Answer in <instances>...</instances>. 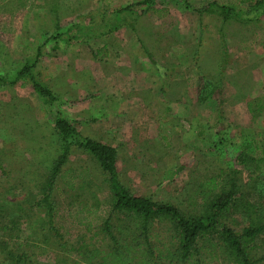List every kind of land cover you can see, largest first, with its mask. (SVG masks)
I'll use <instances>...</instances> for the list:
<instances>
[{"label": "rangeland", "instance_id": "374dc122", "mask_svg": "<svg viewBox=\"0 0 264 264\" xmlns=\"http://www.w3.org/2000/svg\"><path fill=\"white\" fill-rule=\"evenodd\" d=\"M131 1L10 0L0 4V220L5 217L14 225L5 229L0 222V264H9L5 251L14 243L30 256L26 264H74L76 256L88 254L87 249L108 250V241L92 236L98 227L97 216L102 214L100 207L108 202V188L104 173L89 155L73 151L65 165L68 171L54 191L61 207L55 226L64 234L67 246L49 229L45 213L31 210L25 203L59 153L53 123L57 115L75 122L83 135L116 147L119 178L135 195L197 209L202 202V182L220 169H235L243 187L228 212V222L239 229L255 213L243 211L258 206L260 198L255 195L264 192V180L254 183V189L246 187L249 167H243L237 157L245 143L250 144L249 153L257 156L261 149L255 144L264 138V105L254 116L247 107L252 102L255 109L256 99L264 103V3L253 12L245 0H147L141 6ZM211 1L233 7L235 16L223 24L217 12L199 11ZM128 4L136 7L123 14L124 21L131 23L135 13H143L138 22L139 36L143 44L152 47L159 65L170 60L173 65L181 64L187 74L163 85L169 96L183 94L196 100L194 113L199 108L197 101L202 100L201 114L192 112L190 117L180 110L175 116L158 118L154 114L143 116L134 108L129 116L133 114L136 120L125 117L120 134L112 123L97 124L90 119L88 99L93 98L97 106L103 99L89 95H106L103 84L93 80L96 71L126 81L123 74L127 70L109 68L108 55L103 51L89 62V56L102 49V42L108 41L113 47L119 45L120 37H98V30L84 26L110 21L112 10ZM33 29L38 34L33 35ZM68 32L82 41L86 33L93 37L55 54L39 45L42 40H51L46 43L50 47L53 37L63 35L65 39ZM119 32L123 31H118V36ZM123 34L128 38V31ZM26 43L30 52L23 50ZM223 45L227 51L224 70L220 66ZM35 58L33 71L58 97L50 106L30 83L23 82L26 79L16 78L24 62ZM189 58L194 60L189 61L191 68L184 69ZM76 69H81V75H75ZM114 86L126 88L128 84L116 82ZM149 93H139L144 100L141 105L146 104ZM71 179L75 185L72 189L65 185ZM96 200L105 204L96 209ZM262 239L258 238L254 246L257 256L264 255ZM81 244L86 249L81 255L75 254Z\"/></svg>", "mask_w": 264, "mask_h": 264}, {"label": "trees", "instance_id": "16d2710c", "mask_svg": "<svg viewBox=\"0 0 264 264\" xmlns=\"http://www.w3.org/2000/svg\"><path fill=\"white\" fill-rule=\"evenodd\" d=\"M245 2L256 12L264 0ZM131 6L118 9L111 22L102 21L99 25L95 24L96 28L101 31L107 27L117 28L123 20L120 12L129 10ZM233 10V7L218 4L216 1H211L199 9L217 12L223 24L235 16ZM222 52L220 66L224 70L227 63L224 45ZM35 64L36 58L25 61L17 70L16 78L26 79L23 82L30 83L44 103L50 106L58 101V97L38 77V73L33 71ZM255 103V109L252 102L247 103L253 116L264 105L260 99H256ZM53 123L59 153L52 159L44 177L35 184L36 192L25 200L28 208L43 211L49 229L57 235L63 246H67L62 238L64 234L55 226L61 207L54 191L59 180L68 171L65 165L73 151L89 155L98 164L108 188V202L101 204L104 206L98 200L94 202L96 209L101 206L102 214L97 216L98 227L92 232V236H100L102 241H108V250L97 247L87 249L88 254L85 257L76 256L74 264H264V255L257 256L253 252L258 238H263L261 242L264 244V192L259 191L255 195L260 198L256 208L244 209L243 213L255 212L250 215L245 226L237 229L228 222V212L235 206L236 194L243 187L238 181L237 170L220 169L216 175L205 179L199 191L202 202L197 209L179 208L133 194L119 178L115 146L83 135L75 122L63 116H55ZM245 144L237 160L243 167H249L246 187L254 189V183L264 180V138L258 139L255 144L261 149L257 156H252L249 153L250 144ZM65 185L70 189L75 187L72 179ZM0 222L5 225V229L14 227L5 217ZM86 224L89 225V222ZM15 244L5 251L8 263L26 264L31 260L30 256L20 248V244ZM85 249L86 246L81 244L75 248V254L81 255Z\"/></svg>", "mask_w": 264, "mask_h": 264}, {"label": "crops", "instance_id": "0c3cea01", "mask_svg": "<svg viewBox=\"0 0 264 264\" xmlns=\"http://www.w3.org/2000/svg\"><path fill=\"white\" fill-rule=\"evenodd\" d=\"M10 0H0V4L9 2ZM147 0H133L131 1L136 6H141L142 3ZM131 5V4H128ZM131 6L129 10H125L120 12V16L123 19L122 23L117 28H104V31H101L100 29L96 28V25H99L100 22H93L87 23L85 28L87 29H93L95 32L99 33L98 37L102 36H108V38H112V36H115V38L120 37L119 39V45H115L113 47H110V43L108 41H104L101 44L102 49H98L90 55L89 62L93 63V59L96 58L97 54L101 53L103 51V54H107V64H109V68H114L117 72V70H121L122 68L126 69V74H123V76L127 75L126 81H118L115 78H112L113 74L109 73H99V71H96L95 78L93 79L98 84H103V87H105V94H100L101 92L91 93L89 97L94 96L95 99H103L98 106L96 105V102H92L93 98H89L88 100V108L91 106L89 115L91 116V120H93V123H112L114 131L117 132V134L123 133L124 127L126 125L125 117L133 118V114L129 116L130 110L134 108H139L141 115L147 116L154 114L155 116L160 117H167L169 115L170 117L175 116L178 111L183 110L184 112H187L188 116H192V112L194 113L196 109V100H190L186 97V95H179L178 98H171L168 94V91L164 84L167 85V83L171 81L177 80L181 76H186V72L182 71V65H173V62L170 60H166L165 63L162 65L160 64V61L154 56L155 52L152 49V47L143 44V41L141 39V36L139 34L141 33L138 27L139 19L141 18V14L143 13H135V15L132 17L135 21L133 22H125L123 14L127 13V11H133L136 6ZM127 6V5H126ZM123 7H119L118 9H122ZM118 9L112 10L110 12L111 20L112 21L115 13L118 11ZM152 10V9H150ZM89 13V10H87ZM143 12V10H141ZM154 11V10H153ZM155 10L153 13H156ZM149 13V12H148ZM158 13V12H157ZM149 15V14H148ZM106 22V21H105ZM109 23V21H107ZM91 28H88V27ZM83 29V28H82ZM80 31H83V30ZM34 34H38L37 29H33ZM128 31V38L132 37L134 39V42H130L127 37L124 36L123 32H119L121 35L118 36L117 32ZM41 32H39L40 34ZM80 32H78L79 34ZM103 33V34H101ZM85 34V33H81ZM145 34V32L143 33ZM150 34V33H149ZM148 34V35H149ZM61 36H56L52 38L53 43L50 47H48L46 44L47 42H50L51 40L47 41H41L42 44H39L42 46V48H45V51L50 52L51 54H55L58 51L66 52L68 47H72L76 41H87V37H93L90 33H86L84 35L85 40L82 41L80 38H77L76 34L72 32H68L67 35H65V39H63ZM92 39V38H88ZM107 39V38H106ZM129 41V42H128ZM45 42V43H44ZM78 44V43H77ZM23 50L25 52H30L32 49L30 47H27V43L23 45ZM113 53V54H112ZM112 54V56H111ZM48 57H52L49 55H46ZM111 56V57H110ZM47 57V58H48ZM94 57V58H93ZM112 58V60H111ZM149 61V62H148ZM189 61H194L192 58H189L187 60V65L184 66V69L188 68L190 69V63ZM148 62V65L146 64ZM176 69H179V71H176ZM183 69V70H184ZM74 72L75 75L79 74L81 75V69H76ZM87 72H89L87 70ZM92 72V71H91ZM91 72H89L91 74ZM84 73V72H83ZM114 73V72H113ZM129 78V80H128ZM116 79V80H115ZM119 84H128L126 88H118L115 85V83ZM146 83V85H143ZM148 83V85H147ZM169 84V83H168ZM136 86V87H135ZM146 86V87H145ZM147 86H153V87H147ZM141 88V89H140ZM147 88V89H145ZM142 90H150L148 99L146 100V104L141 105V102L144 101L140 99L138 96L139 93ZM191 93V92H190ZM191 98V97H190ZM143 103V102H142ZM91 104V105H90ZM199 104V108L195 115L198 113L201 114L204 111V104L202 103V100L197 101V105ZM124 110V111H123ZM153 115V116H154ZM121 117L120 120L118 118ZM115 118H117L118 121L114 122ZM157 118V117H156ZM133 120H136L135 117ZM192 124H194L192 122ZM111 125V124H110Z\"/></svg>", "mask_w": 264, "mask_h": 264}]
</instances>
